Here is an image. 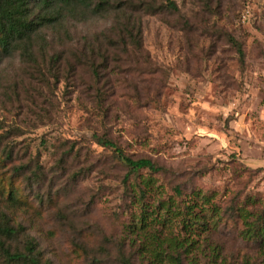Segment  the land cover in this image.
<instances>
[{
    "label": "rangeland",
    "instance_id": "rangeland-1",
    "mask_svg": "<svg viewBox=\"0 0 264 264\" xmlns=\"http://www.w3.org/2000/svg\"><path fill=\"white\" fill-rule=\"evenodd\" d=\"M123 1L40 30L33 60L0 58V155L36 172L28 189L13 183L27 194L30 236L54 264H119L132 238L127 170L94 138L160 167L137 178H154L165 195L179 186L215 194L224 213L237 198L264 209V0ZM228 218L205 234L239 264L255 253Z\"/></svg>",
    "mask_w": 264,
    "mask_h": 264
},
{
    "label": "trees",
    "instance_id": "trees-1",
    "mask_svg": "<svg viewBox=\"0 0 264 264\" xmlns=\"http://www.w3.org/2000/svg\"><path fill=\"white\" fill-rule=\"evenodd\" d=\"M124 2L123 0H0V58L19 52L25 61L33 60L31 51L33 39L40 30L60 27L66 19L82 21L89 16L105 15L110 13L114 4H118L120 9ZM167 5L173 11L176 9L170 2ZM149 7L150 5L147 8ZM127 32L130 43L137 45L140 34L133 35L131 30ZM122 41L123 45L127 43L124 39ZM236 46L242 62L244 53L240 46ZM94 139L100 147L111 149L113 159L127 170L122 184L125 195H128L130 201L127 204V209H130V221L129 224L128 222L124 224V227L131 233L132 238L120 243L119 264H238L237 261L226 263L225 258H221L218 244L205 234L211 226L214 225L215 228L216 225L225 222L223 216L228 214L230 221L231 217L235 216L234 221L232 220L234 226L239 221L242 222V237L245 242L250 243L255 253L254 257H247L239 264H264V209L259 214H254L239 205L237 198L234 200L236 204L232 202L229 211L224 213L214 200L215 194L207 195L199 190L184 193L179 186L173 187L170 195H165L166 189L160 186L154 187V178H137L141 170L153 175L162 170L150 159H133L126 156L113 142L102 138ZM66 153H69V150ZM10 155L11 152L1 150L0 264H54L44 255L37 239L30 236L29 222L33 218L27 217L30 207L27 194L13 183L14 179L19 178L24 189H28L30 186L27 185L32 182L29 178L36 172L26 176L28 165L14 166L11 164ZM7 165H10L13 175L5 178L6 174L3 173H7L5 169ZM34 169L37 171V167ZM132 177L134 180L130 179ZM152 194L154 200H151ZM36 201L39 207L43 205V200L36 198ZM49 201L52 203L51 199ZM247 201H249L248 197L243 204ZM137 227L140 232L135 230ZM71 246L75 260L83 261L84 257L86 258L85 249L78 244L75 245L74 242H71Z\"/></svg>",
    "mask_w": 264,
    "mask_h": 264
}]
</instances>
